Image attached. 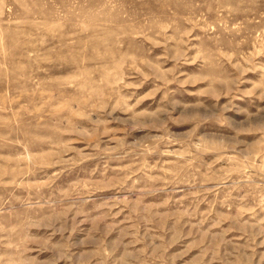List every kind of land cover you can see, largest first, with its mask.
<instances>
[{
	"label": "rangeland",
	"instance_id": "obj_1",
	"mask_svg": "<svg viewBox=\"0 0 264 264\" xmlns=\"http://www.w3.org/2000/svg\"><path fill=\"white\" fill-rule=\"evenodd\" d=\"M0 264H264V0H0Z\"/></svg>",
	"mask_w": 264,
	"mask_h": 264
}]
</instances>
